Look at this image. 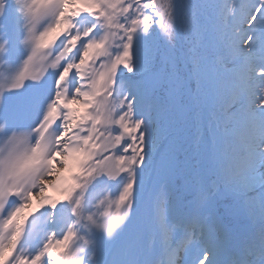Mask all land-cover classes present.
<instances>
[{"label":"snow or ice","instance_id":"snow-or-ice-1","mask_svg":"<svg viewBox=\"0 0 264 264\" xmlns=\"http://www.w3.org/2000/svg\"><path fill=\"white\" fill-rule=\"evenodd\" d=\"M0 264H264V0H0Z\"/></svg>","mask_w":264,"mask_h":264},{"label":"bare ground","instance_id":"bare-ground-1","mask_svg":"<svg viewBox=\"0 0 264 264\" xmlns=\"http://www.w3.org/2000/svg\"><path fill=\"white\" fill-rule=\"evenodd\" d=\"M53 194H55V193H53Z\"/></svg>","mask_w":264,"mask_h":264}]
</instances>
